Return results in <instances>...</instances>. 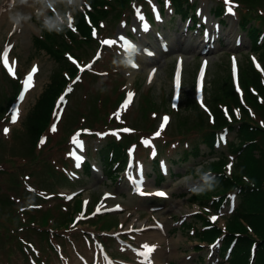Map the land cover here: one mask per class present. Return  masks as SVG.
Returning <instances> with one entry per match:
<instances>
[{
    "label": "rangeland",
    "instance_id": "rangeland-1",
    "mask_svg": "<svg viewBox=\"0 0 264 264\" xmlns=\"http://www.w3.org/2000/svg\"><path fill=\"white\" fill-rule=\"evenodd\" d=\"M11 2L0 0V57L10 48L9 67H13L10 74L0 61V103L15 95V77L24 82L34 66L39 71L24 100L15 103L13 114L17 107L20 109L17 122L6 118L7 111L0 118V264H107V256L118 264H147L140 254L145 244L156 246L152 264H228L218 257L217 247L198 237L203 227L198 217H216V225L227 231L232 208L215 213L193 201L194 195L187 189L201 184V158L183 165L171 160H177L185 147L199 140L200 133L191 132L197 116L185 112L186 99L201 106L207 128L209 112L217 104L214 96L219 79H232L240 88L238 79L247 62L261 68L250 39L239 27V18L245 14L264 17V0H231L234 14L226 11L225 0H194L198 19L208 20L219 30L218 42L208 51L199 47L203 38L186 32L187 22L173 16L172 7L162 6L163 13L158 15L155 0H137L126 16L111 12L98 23V39L115 43H103L102 49L95 43L92 48L83 46L81 52L63 54H73L80 65L91 68L79 72L82 75L76 83L69 81L67 87L71 85L72 91L61 95L64 101L57 107L56 131L49 129L45 142L33 149L34 153L26 141L24 122L59 67L57 60L37 48L35 40L42 36L38 25L51 15L66 14L71 21V14L84 10L86 3L57 0L55 8L49 9L28 0L18 10L31 19L22 20L20 30H14L7 11ZM217 6L224 8V15L214 18ZM153 13L156 19L159 16V22L153 21L151 29L143 30L145 15ZM157 32L166 36L170 51L159 53L144 47L143 43L149 42L158 48ZM125 41L133 45V50L126 49ZM179 41L193 49H180ZM129 52L139 56L134 57V67H125ZM129 93L133 94L132 101L125 109ZM220 104L225 105L224 101ZM98 108L99 119L95 117ZM251 113L264 128V108L252 109ZM5 129L9 130L7 134ZM158 131L160 135L156 136ZM126 134L135 138L131 145L138 149L128 146L135 159L128 161L131 167L126 170L111 172V164L97 160L98 150L109 140L129 139ZM236 135L230 139H236ZM70 137L82 142V151L73 142L66 143ZM233 142L238 145V141ZM73 150L83 157L79 167L70 157ZM219 154H225L227 161L233 159L226 148ZM153 159L167 168L162 172L163 181L156 178ZM212 162L210 159L207 164ZM88 163L92 166L89 175L83 170ZM225 169L230 176V169ZM156 189L166 196L157 197Z\"/></svg>",
    "mask_w": 264,
    "mask_h": 264
},
{
    "label": "trees",
    "instance_id": "trees-1",
    "mask_svg": "<svg viewBox=\"0 0 264 264\" xmlns=\"http://www.w3.org/2000/svg\"><path fill=\"white\" fill-rule=\"evenodd\" d=\"M86 1L92 8V13H88L93 26L98 27V23L108 18L111 12L125 14L136 0ZM158 1L164 2V0ZM168 1L175 8L176 13L182 14L183 18L190 16L194 10V5L190 0ZM218 8L217 14L220 15L223 8ZM51 16L53 17V15ZM75 16L80 35L75 34L69 28L60 34L49 33L42 30L43 22L38 25L42 30V36L35 40L37 48L57 60L59 67L52 72L50 83L40 94L24 122L25 137L32 149L31 152L39 146L40 141L48 133L52 122V112L70 81L64 73L68 72L72 78L77 72V69L69 64L63 54L72 50L81 52L83 46L92 48L97 43L91 27L86 24L83 13L76 11ZM256 22L258 25L252 24ZM239 23L240 27L247 32L253 51L258 54L262 70L257 69L253 63L247 62L240 77L242 95L236 90L232 79L220 78L216 87L213 85L215 93L218 91L214 98L218 99L217 104L209 112L211 120L207 128L203 122L201 107L196 101L190 98L186 99L185 112L196 115L198 120L192 126L191 132L196 131L194 133L201 134L198 142L190 148L184 149L178 162L186 163L190 159H202L205 155L208 159H215L209 164H205L208 159H202L203 168L201 171L204 174L211 170L216 178V185L211 191L194 195V202L200 203L204 207H210L217 212L229 204L232 194L236 195L237 206L227 224V231H222L216 225L212 226L206 216L198 217L202 219L203 226H207L206 229H202V227L197 232L200 240L211 243L215 239H222L221 255L225 256L226 251L231 248L228 264H250L254 254L252 248L255 246L257 250L254 264H264V128L251 116L252 109L264 108V17L253 18V16L245 14L240 17ZM61 26L63 27V25ZM19 87L18 83L16 93ZM14 100L15 95L10 96L6 102L0 103V118L7 111L6 105L9 106ZM220 101H224L225 105H221ZM237 110L238 115L244 117L239 116L240 118H238ZM261 114L264 115V113ZM234 133H237V138L226 142L228 152L233 155L235 160L232 173L228 176L225 171L227 157L218 154L219 148L215 144L218 135L224 134L229 138ZM233 141H238V145L235 146ZM126 144L127 142L122 144L108 142L102 160L106 164L114 161V163L123 165L126 160V155H124ZM219 147H224V144L219 143ZM110 154H112V158ZM201 184L203 185V181Z\"/></svg>",
    "mask_w": 264,
    "mask_h": 264
},
{
    "label": "snow or ice",
    "instance_id": "snow-or-ice-1",
    "mask_svg": "<svg viewBox=\"0 0 264 264\" xmlns=\"http://www.w3.org/2000/svg\"><path fill=\"white\" fill-rule=\"evenodd\" d=\"M225 4H226V11L229 13V14H234V11H233V5H232V3H231V0H225ZM140 19L141 20H143V16H140ZM157 19H159V16L157 15ZM147 24H145L144 25V30H147ZM75 30V29H74ZM121 39H123V38H121ZM103 43L105 44V45H109V44H112V43H115L114 41H103ZM125 46H126V49L127 50H129V51H131V50H133V45L131 44V43H129V42H127V41H125ZM8 51H10V48L9 49H7L4 53H3V55H2V57H0V61H2V63L4 64V66L6 67V68H8V71H9V73H13V67H9V58H8ZM71 59V58H70ZM13 63V65L15 64V62L13 61L12 62ZM90 68H91V65H89L88 66V69L90 70ZM37 68L34 66L33 68H32V70H31V74H29L28 76H27V78H26V80L23 82V84H24V93H27L28 92V90L29 89H31L33 86H34V84H33V76H34V74L37 72ZM81 71H84L85 69L84 68H81L80 69ZM203 76H204V71H203V68H202V70H201V73H200V77H201V79H203ZM80 80V77L79 76H77V78H76V81H73V83H76L77 81H79ZM176 83H177V86L179 85V75H177V79H176ZM72 91V87H71V85L68 87V89L66 90V93L65 94H67V92H71ZM132 93H129L128 94V96H127V100H126V102H125V104L123 105V107L126 109L127 107H128V105H129V103L132 101ZM24 95L22 94L20 97H19V99L21 100V101H23L24 100ZM60 101L61 102H63L64 101V96H61L60 97ZM227 114V113H226ZM237 115H238V110H237ZM18 116H19V110L17 109V111L13 114V116H12V123H16L17 122V119H18ZM117 116H118V114H117ZM58 118H59V116H58ZM167 121V118H165V122ZM8 129H5L4 130V132H5V134H7L8 133ZM51 131H53V132H55L56 131V126L55 125H53L52 126V128H51ZM122 131H125V132H128V131H131V130H129V129H123ZM111 134H113V135H117L118 136V133L117 132H112ZM79 135V133L77 134V136ZM99 135H104V134H99ZM156 136H159L160 135V132L158 131L156 134H155ZM45 142V140H41L40 141V143L41 144H43ZM145 143L147 144L148 143V141H145ZM73 144L77 147V148H79L81 151L83 150V144H82V142H80L78 139H73ZM71 155L74 157V159L77 161V163H76V166L77 167H79L80 166V164L83 162V157L82 156H80V155H78L75 151L73 152V153H71ZM153 155H155V152H153ZM130 167H131V165H130ZM229 167V169L231 168V165H229L228 166ZM141 194L142 195H144V194H146V193H143V192H141ZM155 195H157V196H161V197H164V196H166V193H164V192H157V193H155ZM71 197H69V199H70ZM213 221H215L216 220V217H212L211 218ZM142 248L144 249V251L142 252V253H140L144 258H145V260H146V262H147V264H152V260H151V254L155 251V248H156V246L155 245H152V246H149V245H147V244H145V245H142Z\"/></svg>",
    "mask_w": 264,
    "mask_h": 264
},
{
    "label": "clouds",
    "instance_id": "clouds-1",
    "mask_svg": "<svg viewBox=\"0 0 264 264\" xmlns=\"http://www.w3.org/2000/svg\"><path fill=\"white\" fill-rule=\"evenodd\" d=\"M27 2L28 0H12L11 4L9 5V8L7 10L8 20L11 23L14 30H20L22 20L31 19V17H25L18 10L19 5L27 4ZM35 2L45 5L46 8L54 9L55 3L57 2V0H35ZM82 3H86V0H83ZM61 25H63V27ZM66 28H72V20H71V23H69L66 14L63 17L54 15V17H50L49 19L44 20L43 25H42V30L47 31L49 33L55 32L57 34H60V33H63ZM73 31L75 30L73 29ZM134 66H135L134 65V52H131L129 53V58L126 61L125 67H134ZM200 178L203 181V185L200 187L188 188L187 191L190 194L200 195L207 191L213 190V188L215 187L216 178L212 174L211 170H208V172L204 173Z\"/></svg>",
    "mask_w": 264,
    "mask_h": 264
},
{
    "label": "bare ground",
    "instance_id": "bare-ground-1",
    "mask_svg": "<svg viewBox=\"0 0 264 264\" xmlns=\"http://www.w3.org/2000/svg\"><path fill=\"white\" fill-rule=\"evenodd\" d=\"M179 43H180V49H182V50H188V49H193V47L192 46H187L186 45V43L185 42H183V41H179ZM205 48H206V46H205ZM130 53V52H129ZM134 57H137V58H139V56L138 55H134ZM19 111H20V109H18ZM109 260H107V262H108Z\"/></svg>",
    "mask_w": 264,
    "mask_h": 264
}]
</instances>
